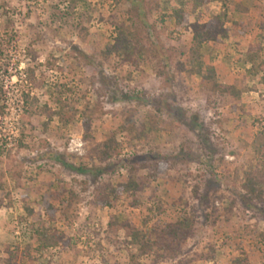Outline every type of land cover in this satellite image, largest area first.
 <instances>
[{"label": "rangeland", "instance_id": "rangeland-1", "mask_svg": "<svg viewBox=\"0 0 264 264\" xmlns=\"http://www.w3.org/2000/svg\"><path fill=\"white\" fill-rule=\"evenodd\" d=\"M187 1L0 0V264H264V72L248 61L264 53V0H212L180 29ZM206 29L205 70L239 103L179 69ZM133 176L141 192L110 195ZM181 219L193 228L179 243ZM125 223L155 250L122 248Z\"/></svg>", "mask_w": 264, "mask_h": 264}, {"label": "trees", "instance_id": "trees-1", "mask_svg": "<svg viewBox=\"0 0 264 264\" xmlns=\"http://www.w3.org/2000/svg\"><path fill=\"white\" fill-rule=\"evenodd\" d=\"M212 0H189L187 2H181L180 7H176L173 11V15L176 18L177 26L182 29L186 28L188 17L199 10L202 6L211 3ZM118 39L117 46L114 48V51L117 52L119 56L122 57V60L127 63H134V55L137 50L136 45L133 40H131V34L126 30L125 27H117ZM133 36V35H132ZM134 37V36H133ZM212 33L206 29L203 33L197 32L194 36L192 48L190 51V56L188 63H190V69H186V65L183 63L180 65L179 69L186 72L190 76L198 75L202 78V81L205 85L209 86L210 91L214 95L220 97H226L231 99L234 103L241 102L243 92L235 86H224L218 81L217 71L215 68L210 67L205 70V63L202 56V46L213 39ZM261 51L256 48H252L248 55V61L253 65L254 71H250V74H259L264 72V60L262 55L263 48ZM162 76L163 72L160 73ZM26 106L28 107L35 98L31 101L29 94L26 95ZM3 108H0V114H3ZM120 144L117 142L115 136H112L103 144V160H109L113 157L114 153L120 149ZM264 153V146H262ZM168 163H159L157 164L154 172V176H160L167 171ZM244 189L248 196V199L251 203L253 202H263V191L258 186V180L255 176L250 175L247 179V183L244 185ZM142 185L138 182L137 177L133 176L128 179L126 182L119 183L117 186L110 189V195L114 197H122L125 194L136 195L141 192ZM3 191V188L0 186V193ZM0 208H1V199H0ZM33 211H31L32 213ZM122 230H125V240L123 242L122 248L135 249L140 251L142 255H146L149 251L155 250L156 242L149 240V235L144 233L142 230L138 229L131 223H125L120 226ZM193 228L192 223L188 219H181L176 222V224L170 228L169 235L172 236L180 243L185 240L186 234L190 233V230ZM45 235V234H44ZM43 236V235H42ZM44 237H47L46 235ZM49 240V239H48ZM234 264H242L240 261L235 262Z\"/></svg>", "mask_w": 264, "mask_h": 264}, {"label": "built area", "instance_id": "built-area-1", "mask_svg": "<svg viewBox=\"0 0 264 264\" xmlns=\"http://www.w3.org/2000/svg\"><path fill=\"white\" fill-rule=\"evenodd\" d=\"M74 145H76L77 143L76 142H73Z\"/></svg>", "mask_w": 264, "mask_h": 264}]
</instances>
